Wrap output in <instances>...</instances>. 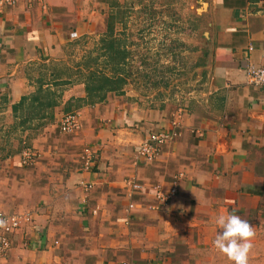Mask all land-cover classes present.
<instances>
[{
  "label": "crops",
  "instance_id": "0c3cea01",
  "mask_svg": "<svg viewBox=\"0 0 264 264\" xmlns=\"http://www.w3.org/2000/svg\"><path fill=\"white\" fill-rule=\"evenodd\" d=\"M124 9L169 18L159 26L177 33L175 60L193 62L195 94L177 104L128 84L130 48L140 41H130ZM248 65L264 68V0H20L2 10L0 212L30 221L11 235L0 264H191L216 250L215 217L233 211L253 227L256 253L264 87L248 83ZM90 72L126 85L90 102ZM47 91L52 106L40 107L37 95ZM66 113L79 120L70 133L59 129ZM162 132L173 136L157 158L136 162L141 141ZM86 147L95 157L89 173ZM23 148L36 154L29 166L20 164ZM126 178L140 189L128 191ZM172 189L162 203L158 193Z\"/></svg>",
  "mask_w": 264,
  "mask_h": 264
},
{
  "label": "rangeland",
  "instance_id": "374dc122",
  "mask_svg": "<svg viewBox=\"0 0 264 264\" xmlns=\"http://www.w3.org/2000/svg\"><path fill=\"white\" fill-rule=\"evenodd\" d=\"M144 5L147 4L144 3ZM124 10L125 13L119 19L120 21H124L126 18L127 23L131 22L130 29H127L130 41L133 38H139L138 40L140 41L136 42L137 46L133 45L130 48L127 67L130 70L131 76L127 78L128 84L139 95L148 96L153 99H163L164 96H173L177 104L188 98L186 97L188 94H195L198 83L196 82V76L190 75L191 70L194 69L193 62L181 61L178 58L175 60L174 55L172 56L170 52H176L180 49V45L178 47L176 44H173L174 42H169L171 39L176 38L177 33L172 32V29L164 27V25L159 26L162 22H165L166 25L170 24L167 21L169 18L166 19L164 13L155 15L152 10L146 11L145 16L138 14L137 17H133L131 10ZM172 15L174 16L175 14ZM135 25L137 26L136 29ZM156 34L159 38L161 36L162 38H157ZM165 36L168 37L166 38ZM167 40L170 45H166ZM160 43L164 44L161 45ZM111 46L110 49H115V46ZM90 48L91 45L88 44V50ZM184 69L188 71V74L184 73ZM255 248L258 250L256 253H250L249 264H264V238H262V243ZM205 250L200 251L197 255L194 254L195 257L191 259L190 263L230 264L227 258L219 252H215L216 250L214 252Z\"/></svg>",
  "mask_w": 264,
  "mask_h": 264
},
{
  "label": "built area",
  "instance_id": "2783aa9c",
  "mask_svg": "<svg viewBox=\"0 0 264 264\" xmlns=\"http://www.w3.org/2000/svg\"><path fill=\"white\" fill-rule=\"evenodd\" d=\"M20 0H0V13L5 8H10L16 5ZM42 1V0H35ZM75 34H73L74 36ZM251 50V47H249ZM245 75L247 77L248 83L254 87H264V68L253 67L248 65L245 69ZM79 127L78 116L75 113H66L62 115L59 122V129L63 133H70L77 130ZM172 133H156L151 134L147 139L141 141V143L136 147L134 158L136 162L150 163L154 161L159 155L160 148L165 143L169 142ZM36 154L28 149L23 148L20 153V164L22 166H29L33 163ZM95 165L94 153L89 149L85 148L83 150V166L82 171L84 173H89L92 167ZM124 186L130 192H134L140 189V186L132 178H126L124 180ZM92 188V184H85V191H89ZM176 193L175 189H172L169 194L158 193L159 199L162 203L168 202L172 196ZM30 221L29 215L26 213H13L6 214L0 212V260L3 259L7 251L10 248V237L11 235L18 231L24 224Z\"/></svg>",
  "mask_w": 264,
  "mask_h": 264
},
{
  "label": "clouds",
  "instance_id": "9594fccd",
  "mask_svg": "<svg viewBox=\"0 0 264 264\" xmlns=\"http://www.w3.org/2000/svg\"><path fill=\"white\" fill-rule=\"evenodd\" d=\"M214 224L213 248L226 257L230 264H249L255 236L249 222L233 211L217 215Z\"/></svg>",
  "mask_w": 264,
  "mask_h": 264
},
{
  "label": "trees",
  "instance_id": "16d2710c",
  "mask_svg": "<svg viewBox=\"0 0 264 264\" xmlns=\"http://www.w3.org/2000/svg\"><path fill=\"white\" fill-rule=\"evenodd\" d=\"M124 85H126V78L124 77H109L95 72H90L85 80V90L90 102L96 99L99 100L101 96L108 92H120ZM49 99H51V94L48 91L44 94L38 93L36 98V100L42 103L40 107L42 106L45 108L52 106ZM23 102L24 100H22V104ZM16 110L17 107L14 108V111Z\"/></svg>",
  "mask_w": 264,
  "mask_h": 264
}]
</instances>
